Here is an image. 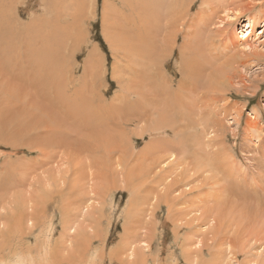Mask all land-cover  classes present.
<instances>
[{
	"label": "rangeland",
	"instance_id": "rangeland-1",
	"mask_svg": "<svg viewBox=\"0 0 264 264\" xmlns=\"http://www.w3.org/2000/svg\"><path fill=\"white\" fill-rule=\"evenodd\" d=\"M204 2L181 0L178 12L189 16L178 24L157 17L180 37L173 49L158 45L155 62L147 44L155 43L154 26L129 48L118 39L122 30L136 36L130 0H0V264H264V17L256 16L264 0L241 16L233 6L222 13L219 3L210 36L196 37L202 56L185 41ZM252 17L253 33L245 28ZM206 57L237 64L231 78L201 71L191 90L183 64L213 68ZM152 77L175 90L185 84L181 106L160 107L158 116L152 99L146 124L126 125L130 113L144 112L148 103L138 94H149ZM38 100L49 106L44 118ZM22 111L41 116L44 128ZM53 139L63 174L56 164L43 166L35 148L44 140L40 149L51 153ZM69 151L70 163L62 162ZM150 192L155 199L144 201Z\"/></svg>",
	"mask_w": 264,
	"mask_h": 264
},
{
	"label": "bare ground",
	"instance_id": "bare-ground-1",
	"mask_svg": "<svg viewBox=\"0 0 264 264\" xmlns=\"http://www.w3.org/2000/svg\"><path fill=\"white\" fill-rule=\"evenodd\" d=\"M123 1V0H122ZM131 2H133V3H135L136 4V10H134V12L136 13L135 15H137L138 16V20L140 21L139 22V24H138V27L136 28V33H134V34H136V36H134V35H132L131 36V33L129 34V36H131L129 39H127L126 37H122V36H125V35H127V34H125V32L122 30V33H121V35L119 34V37H118V39L120 40V39H122L123 41L122 42H124V43H126L127 45H128V48H129V46L132 44L131 43V41H132V38L133 37H135V39L137 38V37H141L143 34H145V33H143L142 31H144V29L143 28H147V26H154V42L155 43H152L151 42V40L152 39H150V42L148 41L147 42V44H149L150 43V45L152 46L153 44H154V51H153V56H154V58H153V61H159V54H156L157 55V57L155 56V51H156V48H157V46L159 45H161L163 42H165L164 43V45H166V46H169L170 47V49H173L174 47H177L176 45H177V43H178V39H179V37L180 36H178L177 35V33H174L173 32V29L171 28V27H169V28H167V27H163V25H162V23L160 22V21H158V19H157V17L158 16H162L163 18H170L169 16L171 15L172 17H173V21L175 20V22H176V24H178V23H180L181 22V19L183 18V19H185L186 20V18H187V16H189V12H187V11H185V12H183V13H181V14H179V12H178V8L180 7V5H181V0H130ZM153 2H155V3H153ZM224 2V3H223ZM219 3H223V5H222V7H221V9H222V13L226 10V12L229 10V8L231 7V6H233V7H235L236 9H234L235 11H233V12H236V13H238V14H240V16L241 15H244V14H246V13H248V12H251V11H253V10H255V9H257L258 8V6H259V4L261 3V0H252V2H249V1H247V0H205V2L203 3V6H205V8L202 6V8L205 10L204 11V13H205V15H204V17L203 18H198V20H197V27L195 26V24L193 25V26H195L196 28H195V30H193L194 28H193V26H192V28L193 29H190V30H193V31H187V32H189V33H191L190 34V37H186V39L188 40V41H185V45H186V47L185 48H197L196 50L197 51H199V49H201V52H202V56H203V54H206L207 55V53H205L206 51H204V47L203 48H201L202 46H200V44L199 43H197V38L196 37H201L202 39L201 40H203V38H204V36H210L209 35V33L208 32H206L207 30H208V28L210 27V25L212 24V22H213V20H214V17H215V14H216V10H217V6L219 5ZM125 6V5H124ZM127 7V6H126ZM125 7V8H126ZM153 7V8H152ZM154 9H155V11H154ZM260 10H261V13H258L259 15H256V16H259L260 17V19L261 18H263L264 17V5L260 8ZM128 11V10H127ZM152 13H154V14H152ZM126 15V14H125ZM199 16V15H198ZM239 16V17H240ZM192 19H193V17H192ZM136 20V19H135ZM123 21V20H122ZM130 21V20H129ZM128 21V22H129ZM196 20H194V22H195ZM257 18H255V17H252L251 18V20H249V21H247L246 22V26H245V28H247L246 30H248V31H252V33L254 32V30H255V28H256V25H257ZM154 25H153V24ZM127 26V25H126ZM190 26V27H191ZM141 28H142V30H141ZM124 29L126 30L127 29V31H128V29L130 30V28H125L124 27ZM148 29H150V27L148 28ZM163 30L165 31L164 33H163ZM150 33H151V30H150ZM163 33V34H162ZM243 33V32H242ZM152 34V33H151ZM250 35H251V33H250ZM186 36V35H185ZM152 37V36H151ZM111 38V37H110ZM193 38H195L194 40H193ZM242 38V37H241ZM175 39L177 40L176 42H175ZM125 40V41H124ZM7 42V41H6ZM121 42V41H120ZM122 46H123V44H121ZM121 46V47H122ZM132 46V45H131ZM130 46V47H131ZM200 46V47H199ZM169 47H167V49L169 48ZM180 47H181V45H180ZM165 49V48H164ZM186 50V49H185ZM166 51V50H165ZM187 51V50H186ZM217 52H218V50H216ZM222 52V51H221ZM171 53H172V51H171ZM224 53V52H223ZM170 54V53H169ZM215 54V53H214ZM217 54V53H216ZM219 54V53H218ZM21 55V54H20ZM183 55V54H182ZM162 56H163V54H162ZM165 56H167V55H165ZM170 56V55H169ZM200 56V55H199ZM217 56L218 55H216V57H213V58H215V59H217ZM219 56H221V55H219ZM239 56V54H236L235 56L233 55V61H235V58H237ZM205 57V56H204ZM227 57V56H226ZM173 58V57H172ZM177 58V57H176ZM209 58V57H208ZM221 58V57H220ZM219 58V59H220ZM170 59V58H169ZM190 59V58H189ZM196 59V62H198L199 61V59L198 58H195ZM214 59V60H215ZM12 60V59H11ZM206 60H207V62H208V64L210 65L211 64V62H210V60L209 59H207V57H206ZM163 61H164V59H163ZM220 61V60H219ZM166 62V61H165ZM187 62V61H186ZM185 62V63H186ZM206 62V63H207ZM218 62V61H217ZM232 62V61H231ZM193 63V62H192ZM191 62L189 63V64H186V65H188V66H185V64H183V70H181V73L183 74V77H186V74L187 73H190V77L189 78H187L186 77V79H187V82H188V84H189V87L191 88V90L193 89V90H196L200 85L199 84H201V82L202 81H196V79H197V77H198V75L200 74V72L202 71V76L205 74V73H207L208 74V77H211V76H215V78H216V76H219L217 79L218 80H220V77L222 78V76L223 75H226V77L225 78H231V74H229V68L231 69V66L233 65V69L235 68V66L234 65H236L237 63H235V62H233V64H231V63H229V64H225V62L224 63H222V60H221V62L220 63H216V64H214V62H212L213 64H211V65H213V68L211 67V68H209V69H203V66L204 65H199L198 63L197 64H192ZM205 63V64H206ZM157 64H159V62H157ZM245 63H242L241 65H244ZM165 65V64H164ZM220 65H222L221 66V68L219 69V67H220ZM25 66V65H24ZM24 66H22V67H24ZM163 67V66H162ZM245 67V66H244ZM24 69H25V67H24ZM93 69V68H92ZM203 69V70H202ZM232 69V70H233ZM249 69V68H248ZM237 70V69H236ZM59 72V71H58ZM230 72H232V71H230ZM155 73V72H154ZM233 73V72H232ZM238 73V72H237ZM58 74V73H57ZM207 74H205V76L207 75ZM25 75V74H24ZM222 75V76H221ZM231 75V76H230ZM236 75V74H235ZM149 76V75H148ZM62 77V76H61ZM170 77V76H169ZM224 77V76H223ZM55 78V77H54ZM149 78V77H148ZM234 78V77H233ZM24 79V78H23ZM23 79H21V83L20 84H24L25 82V79L23 80ZM146 79V78H145ZM188 79H193L194 81H191V80H188ZM148 80V79H147ZM208 80H210L209 78H208ZM37 81V80H36ZM146 81V80H145ZM150 81H157L156 82V85H154V86H152V87H149V86H147V88H148V91H149V94L147 95V96H145L144 95V93L143 92H139V96L141 95V97H140V99H144L145 97V101H144V103H148V104H146V107H145V109H144V114L142 113V112H139V115L135 112V113H130L129 115H131V117L130 118H128V120L126 121V125H128V126H136V124H138V125H140V124H142V122H143V124L145 123L146 124V121L148 120V117H149V110H146V109H148V107L150 106V105H152V99L154 100V101H156V102H154L155 104L153 105V107H154V109L155 108H158V110L155 112V113H157L158 114V116L159 115H161V113H164L163 112V110H161V108L160 107H163V109L165 108L166 110H169L170 108H172V105H173V103L175 102V104H178L179 106H181V96L179 95V90H181V91H184V92H186V85L184 84V85H181V82H180V86L179 85H177V86H179V89H177V90H175L173 87H172V85H168V82H167V84L166 83H164V82H162V83H159V80L157 79V78H151L150 79ZM162 81V80H161ZM184 81V80H183ZM217 81V80H216ZM172 82V81H171ZM170 82V83H171ZM203 82H204V80H203ZM229 82H231V80H229ZM206 83H208V82H206ZM205 83V84H206ZM233 83V82H232ZM19 84V85H20ZM36 84V83H35ZM183 84V83H182ZM211 84V83H210ZM34 85V84H33ZM174 85V84H173ZM8 86V85H7ZM17 86H18V84H17ZM26 88H27V86H25ZM25 87H23V89H25ZM35 87V89H37V87L36 86H34ZM33 87V88H34ZM39 87V86H38ZM205 87V86H204ZM209 87V86H208ZM217 87V86H216ZM223 87V86H222ZM41 88V87H40ZM206 88V87H205ZM218 88V87H217ZM226 88V87H225ZM18 89V88H17ZM31 89V88H30ZM34 89V90H35ZM142 89V88H141ZM200 89H201V87H200ZM216 89V88H215ZM219 89V88H218ZM228 89V88H227ZM226 89V90H227ZM26 90V89H25ZM217 90V89H216ZM223 90V89H222ZM171 91V92H170ZM198 91V90H197ZM211 91V90H210ZM196 92V91H195ZM203 92V91H202ZM219 92H220V90H219ZM211 93H212V91H211ZM30 95H31V93H29ZM37 94V93H36ZM167 94H171V95H177V97L174 99V100H167V98H168V96H167ZM22 96V95H21ZM33 96V95H32ZM37 96V95H36ZM34 97V96H33ZM38 97V96H37ZM194 97H196V96H194ZM202 97V96H201ZM23 98H25V97H23ZM197 98V97H196ZM204 98V97H203ZM26 100V99H25ZM37 100V99H36ZM129 100V99H128ZM212 100H218V101H220L217 97H214V99H212ZM212 100H207V101H210V102H212ZM15 101H17V100H15ZM33 101H35V98H34V100ZM183 101V100H182ZM13 102V101H12ZM20 102V101H19ZM39 100H38V103H37V108H42V109H40L39 110V112H40V115L42 116V114H41V112H44L45 110H47V109H44V107L46 106V105H40L39 104ZM43 102V101H42ZM198 102V101H197ZM217 102V101H216ZM215 102V103H216ZM20 103H22V101L20 102ZM44 103V102H43ZM15 104V103H14ZM13 104V105H14ZM150 104V105H149ZM200 105L199 106H201V103H199ZM207 104V103H206ZM20 105V104H19ZM149 105V106H148ZM166 105L169 107V109L166 107ZM44 106V107H43ZM142 106V105H141ZM184 106V105H183ZM47 107H49V106H47ZM47 107H45V108H47ZM151 107V106H150ZM141 108V107H140ZM198 108H200V107H198ZM9 109V108H8ZM25 109V108H24ZM23 109V110H24ZM143 109V108H142ZM173 109H174V107H173ZM150 110H151V108H150ZM153 110V109H152ZM212 110V109H211ZM8 111V110H7ZM147 111H148V113H147ZM53 112H55V111H53ZM152 112V111H151ZM154 112V111H153ZM15 114H16V112H14ZM17 113H19V112H17ZM22 113L24 114V112L22 111ZM51 113V112H50ZM9 114V113H8ZM35 114V113H34ZM36 114H39V113H36ZM48 114V113H47ZM46 114V115H47ZM133 114V115H132ZM165 114V113H164ZM13 115V114H12ZM11 115V116H12ZM20 115V114H19ZM18 115V116H19ZM49 115V114H48ZM48 115H47V117H48ZM51 115H53V114H51ZM9 116V115H8ZM15 116V115H14ZM21 116V115H20ZM24 116L26 117L25 119H27V120H30V117L31 118H33V119H35V123L36 124H38L39 126L41 125L42 126V124L41 123H43L44 121H42L43 119L42 118H44L43 116H44V114H43V116H42V120H41V122L38 120V118H37V116L38 117H41V116H39V115H31V113L29 112V113H25L24 114ZM58 116V115H57ZM162 116V115H161ZM13 117V116H12ZM55 118H56V116H54ZM164 117V116H163ZM29 118V119H28ZM49 119L51 118V120H53L52 118L53 117H51V116H49L48 117ZM54 118V119H55ZM9 119V118H8ZM151 119H152V117H151ZM165 119V118H164ZM19 120V119H18ZM23 120V119H22ZM37 120V121H36ZM135 120V121H134ZM25 121V120H24ZM34 121V120H33ZM46 121V120H45ZM58 121V120H57ZM161 121V120H160ZM32 122V121H31ZM48 122V121H47ZM58 123V122H57ZM162 123V122H161ZM50 124V123H49ZM48 124V125H49ZM207 124V123H206ZM9 125V124H8ZM37 125V126H38ZM48 125L46 126V127H48ZM51 125V124H50ZM35 126V125H34ZM36 126V127H37ZM38 126V127H39ZM43 126H44V124H43ZM42 126V127H43ZM51 126H53V124L51 125ZM50 126V127H51ZM64 126V125H63ZM217 126V125H216ZM11 127V126H10ZM53 127H55V126H53ZM165 127H166V125H165ZM168 127V126H167ZM219 127V126H218ZM229 127V126H228ZM253 127V126H252ZM44 128V127H43ZM124 128V127H123ZM135 128H137V126L135 127ZM157 128H159L158 126H157ZM21 129V128H20ZM32 129V128H31ZM36 129V128H35ZM51 129V128H50ZM161 129V128H160ZM160 129H158V130H160ZM168 129V128H167ZM257 129V128H256ZM12 130V129H11ZM49 128L46 130V131H44V132H46V133H48L49 131ZM53 130V129H52ZM52 130H51V132H52ZM8 131V130H7ZM38 131V133L40 132L39 130H37ZM58 131V130H57ZM153 131V133H151L152 135L153 134H155V133H157V129L156 130H152ZM163 131V130H162ZM166 131V130H165ZM165 131H163L164 132V134L163 135H165ZM147 132V131H146ZM162 132V133H163ZM35 132H33V134H34ZM41 134H42V132H40ZM50 133V132H49ZM61 133V132H60ZM90 133V132H89ZM18 134V133H17ZM36 134V133H35ZM45 134V133H44ZM161 134V131L158 133V135H160ZM214 134V133H213ZM216 134V133H215ZM14 135V134H13ZM20 135V134H19ZM40 135V134H39ZM49 135H51V133L49 134ZM141 135H142V133H141ZM156 135V134H155ZM207 135V134H206ZM36 136V135H35ZM41 136V135H40ZM121 136V135H120ZM162 136V135H161ZM38 137V136H37ZM36 137V138H37ZM51 137V136H50ZM49 137V138H50ZM255 137V136H254ZM259 137V136H258ZM45 138H47V137H45ZM52 138V137H51ZM256 138V137H255ZM40 139H41V137H40ZM6 140V139H5ZM8 140V139H7ZM10 140V139H9ZM53 140H55V143H54V145H52V146H56L55 148H53V151H51V153L49 152V153H45V151H42L41 149H40V146L39 145H43V142H44V140H43V142L42 143H38L39 145V147L37 146V147H35L36 149H38L41 153H42V160L43 161H45V159H46V162L44 163L43 161V166H48V165H51V164H56L57 163V161H54L55 159H56V156H57V154L56 153H58V151L61 149V144H60V142L59 141H56V139H53ZM52 140V141H53ZM258 140V139H257ZM37 141H39V140H37ZM162 141V140H161ZM8 142V141H7ZM49 142H51L48 138L46 139V144L48 145V143ZM215 142V141H214ZM37 143V142H36ZM85 143V142H84ZM11 144H12V142H11ZM34 147V146H33ZM97 148V147H96ZM210 148V147H209ZM105 149V148H104ZM38 151V152H39ZM86 151V150H85ZM88 151V150H87ZM150 151V150H149ZM47 152V151H46ZM90 152V151H89ZM168 152V151H167ZM184 152V151H183ZM133 153V152H132ZM169 153V152H168ZM60 154H62V153H60ZM63 154H65V153H63ZM74 154V153H73ZM72 154V151H69L68 153H66V155L65 156H59L61 159H62V162H69L70 163V161H71V157H73L74 155ZM77 155H79L80 156V154H78L77 153ZM76 154H75V157L77 156ZM96 155V154H95ZM117 155V154H116ZM126 155H128V153L126 154ZM52 156H54V157H52ZM91 156V155H90ZM90 156H89V158H90ZM132 156V155H131ZM169 156H170V153H169ZM173 155H171L170 157L173 159V157H172ZM40 157V156H39ZM78 157V156H77ZM124 157H125V155H124ZM127 157V156H126ZM170 157H168V158H170ZM23 158H24V156H23ZM88 158V157H87ZM64 159H65V161H64ZM76 159V158H75ZM19 160V159H18ZM77 160V159H76ZM205 160V159H204ZM209 161V160H208ZM59 162H60V160H59ZM123 161H122V159H120L119 158V161H118V166L120 167V166H122L121 165V163H122ZM35 164V163H34ZM38 164V163H37ZM57 165V164H56ZM209 165V164H208ZM58 166V165H57ZM117 166V167H118ZM200 166H202V165H200ZM36 167V165L35 166H32V169H36L37 170V168H35ZM38 167V166H37ZM49 167V166H48ZM62 167H63V165H60V166H58V170H56V169H54V170H56L57 171V173L58 174H63V171H64V169H62ZM149 167V166H148ZM40 168V167H39ZM47 168V167H46ZM69 169L71 168V165H70V167H68ZM49 169V168H48ZM52 169V168H51ZM53 170V171H54ZM32 172V171H31ZM47 172H50V171H46V173ZM26 173V172H25ZM56 173V172H55ZM49 174V173H48ZM54 174V173H53ZM60 175H58V177L56 176H54V182H53V185L54 186H57V187H59V185H63V183H61V182H59L58 180L60 179V177H59ZM30 178V177H29ZM52 178V177H51ZM166 178V177H165ZM37 181V180H36ZM166 181H167V179H166ZM109 184V183H108ZM172 185H174L175 186V184L173 183V184H167L166 186H167V190L166 189H164V193L166 194H168V193H170V195L172 194ZM87 186V185H86ZM163 186H165V185H163ZM60 189V188H59ZM146 190V189H145ZM171 191V192H170ZM175 192V191H174ZM163 193V192H162ZM161 193V194H162ZM154 194H156V193H154ZM174 194V193H173ZM152 196V194H151V192L149 193V194H147V195H145L144 196V201L145 200H149V196ZM160 196H164L163 194L162 195H160ZM165 196H167V195H165ZM87 197V196H86ZM170 197V196H169ZM173 197V196H172ZM176 197V196H175ZM174 197V198H175ZM179 197V196H178ZM180 197H181V195H180ZM182 197H184L183 195H182ZM89 198V197H88ZM158 198H159V196H158ZM167 198V197H166ZM155 198L152 196V199L150 200V202L152 201V200H154ZM176 199V198H175ZM134 201V200H133ZM132 201V202H133ZM66 202V201H65ZM146 203H148V202H146ZM88 204V203H87ZM137 204V203H136ZM89 205H91V203L89 204ZM151 205H153V203L151 204ZM149 206V207H155V206ZM91 207H92V205H91ZM4 208V207H3ZM5 209V208H4ZM150 209V208H149ZM148 209V210H149ZM129 210V209H128ZM141 211V210H140ZM75 213V212H74ZM209 213V212H208ZM211 214V213H210ZM36 215V214H35ZM34 215V216H35ZM33 216V217H34ZM202 215H200V217H201ZM207 216V215H206ZM23 217H24V215H23V213H22V217H20V221H22L23 220ZM32 217V218H33ZM204 217V216H203ZM213 217V216H212ZM4 219H5V215H3V216H1L0 217V228H1V226H3V229L5 230V225H4ZM69 222V221H68ZM173 222V221H172ZM251 224V223H250ZM67 227V226H66ZM91 227V226H90ZM260 231V230H259ZM263 232V231H262ZM65 233H67V231L65 232ZM70 233V232H69ZM259 233V232H258ZM258 233H257V235H258ZM264 233V232H263ZM68 234V233H67ZM64 235V234H63ZM66 236V235H65ZM250 236H252V234L250 235ZM264 236V235H263ZM20 242H23L22 240L20 241ZM246 242H250V241H246ZM106 243V242H105ZM130 243V242H129ZM240 244V243H239ZM242 244V243H241ZM243 245V244H242ZM250 245V244H249ZM119 247V246H118ZM121 251V250H120ZM134 251V250H133ZM205 251V250H204ZM130 256H131V254H130ZM77 259V258H76ZM15 264H20V262L19 261H16L15 262Z\"/></svg>",
	"mask_w": 264,
	"mask_h": 264
}]
</instances>
